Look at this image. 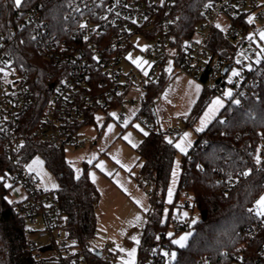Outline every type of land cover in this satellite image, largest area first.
Segmentation results:
<instances>
[{"label":"built area","instance_id":"built-area-1","mask_svg":"<svg viewBox=\"0 0 264 264\" xmlns=\"http://www.w3.org/2000/svg\"><path fill=\"white\" fill-rule=\"evenodd\" d=\"M65 24L47 18L42 1L27 3L23 0L17 7L12 20L5 22L0 14V140L13 164L11 180L27 194L24 201L15 206V212L27 219L35 229L38 218H43L44 229L37 230L47 242L40 243L33 235L28 240V248L37 264H113V247L107 243L106 251H101L104 260L91 258L81 252L65 230L56 215L58 203L51 193L39 185L38 178L29 166L21 165V155L25 144L24 123L26 118L37 121L34 136L56 148H85L88 141L81 128L90 122L98 109L123 107L127 93L133 86L141 85L144 90L166 71L171 77L184 73L190 77L206 78L213 89L216 80L222 77L216 95L225 94L226 81L222 72L223 57L207 48L206 43L217 21L224 16L229 22L225 34L236 39L244 32L241 20H247V9L256 12V18L264 22V1L260 0H212L203 9L202 20L194 39L184 41L179 47L171 29L175 23V0H67ZM249 24V23H248ZM83 26V27H82ZM143 38L151 42L142 52L151 68L138 73L126 68L132 42ZM28 43L54 66L48 94L37 96L33 88V75L24 67L16 54L18 45ZM239 61V62H238ZM259 50L248 43L238 53L237 62L241 68L231 85L235 89L243 86L248 70L258 68ZM231 65V64H227ZM244 96L246 92L243 93ZM134 104L135 99L130 98ZM119 121L125 120L121 112ZM141 120L148 128L157 126L154 105L151 111L143 113ZM181 128L167 131L172 136L182 133ZM255 161L264 158V137L252 149ZM32 163V162H31ZM232 183L235 181H231ZM150 190V185L146 186ZM258 200V199H257ZM255 200L251 209L256 213ZM176 231H190L193 225L188 221L175 220ZM264 226V216L252 225L237 231V235L253 240ZM166 232L158 235L143 264H174L178 256ZM261 255L253 264H264V244ZM173 253L175 254L173 257ZM231 264H251L245 262L243 253L234 256ZM222 257L216 261L207 256L196 264H222Z\"/></svg>","mask_w":264,"mask_h":264},{"label":"trees","instance_id":"trees-1","mask_svg":"<svg viewBox=\"0 0 264 264\" xmlns=\"http://www.w3.org/2000/svg\"><path fill=\"white\" fill-rule=\"evenodd\" d=\"M25 1H42L49 20L62 24L67 22L69 1ZM210 1L175 0L176 20L171 29L176 41L174 44L180 47L184 41L196 37L203 9ZM16 9L14 0H0L3 21L12 20ZM239 24L245 30L238 38H227L225 31L215 26L206 43L207 48L223 57L222 65L231 64L230 69L240 50L253 42L249 31L254 27L244 19ZM15 50L19 62L29 68L33 75L35 94H48L54 80L50 76L54 71L53 64L42 57L31 43L18 45ZM171 79L163 71L159 79L148 85L145 101L135 119L151 111V106L155 105ZM201 81L207 85L206 78ZM219 86L207 88L203 92L195 111H202ZM225 99L219 115L206 129L198 132V138L189 153L182 155V172L175 203L182 195L191 196L193 207L198 209L201 218L193 224L194 233L188 245L178 249L174 264H196L207 256L216 261L222 257V264H231L234 256L240 252L245 262L253 264L254 259L261 255L264 226L251 241L237 235V231L259 220V216L249 210L264 191V158L256 162L252 152L264 137V61L260 62L257 69L248 70L243 86L239 89L233 87V93ZM117 105L115 103L113 106ZM92 121L94 117L90 119ZM187 122L190 124L189 119ZM36 125L37 121L26 118L21 165H30L37 156L42 158L46 169L57 180L53 198L59 206L56 215L60 226L67 237L81 248V252L89 256L88 244L96 230L95 209L99 192L87 172L80 176L75 174L65 158L64 148L53 147L34 136ZM137 150L142 161L141 177L153 185L150 192L153 197L152 208L148 212L149 220L138 251L137 264H143L157 236L164 235L168 228L169 218L163 220L165 194L178 149L174 141L167 139L157 122L155 128H149ZM12 171L13 164L0 140V264H37L28 248V240L36 229L28 224L25 217L15 212L18 203L10 202L7 197L5 180L11 178ZM164 239L168 245L172 244L170 238ZM93 255L98 257L95 252Z\"/></svg>","mask_w":264,"mask_h":264},{"label":"rangeland","instance_id":"rangeland-1","mask_svg":"<svg viewBox=\"0 0 264 264\" xmlns=\"http://www.w3.org/2000/svg\"><path fill=\"white\" fill-rule=\"evenodd\" d=\"M264 0H260L262 2ZM251 19V22L249 20ZM247 20L251 28L249 35L253 37V45L259 50L260 58L263 57L264 39H261L260 34L264 33V22L256 18V12L247 9ZM229 22L224 16H221L217 21V26L222 30H227ZM130 48V63L125 65L126 68H133L135 72L145 73L151 68L150 62L142 52L148 49L151 42L143 38H136L132 42ZM238 55L233 60V66L228 75L225 76V81L228 83L226 92L233 93L231 85L234 77L233 72L240 74L241 68L237 62ZM139 65V66H137ZM159 79V76L155 80ZM210 81L207 86H210ZM216 94H212L211 100ZM223 100L229 97L222 96ZM130 98L136 101L133 104ZM145 101V90L141 85L133 86L123 102V107H111L108 109H98L94 113V121L84 124L81 128L83 137L88 141L85 148H65V158L74 170L77 176L87 172L95 188L99 192V201L95 209L96 230L94 236L88 244L89 257L96 258L93 253L95 250L102 252L106 251L107 243L111 242L113 247L110 249L114 256L109 260L113 264H127L129 260L134 264L138 263V251L142 241L145 227L148 223V212L152 208L153 185L145 178L141 177L142 161L138 154V147L141 144L144 136L148 133V126L141 120L135 119L136 114L140 111ZM205 105V107L210 103ZM164 100L162 96L156 101L155 107L159 114V120L162 123V131L166 134L168 140L175 142V145L182 143L185 151L181 152L178 149V155L175 159L169 184L165 194V208L163 212V220L169 218L166 234L170 237L172 244L176 250L186 247L189 243L194 230L176 231L174 221L186 220L190 224H195L200 220L201 216L196 207H193L191 196L182 195L175 203V196L179 186L180 175L182 172V155L188 154L195 141L198 138L199 118L204 111H195L183 116H172L163 109ZM121 112L125 116L123 122L119 121ZM115 115H112V114ZM189 119L190 124L187 120ZM111 126V127H110ZM172 128H181L183 131L177 136H172L167 133ZM146 133V134H145ZM188 133L185 139L184 134ZM39 185L50 191L57 188V180L45 167L40 156L34 158L29 166ZM175 173V175H174ZM150 185V190L146 186ZM5 186L8 189V199L12 203L24 201L27 197L26 192L14 185L11 178L5 180ZM171 190V196L169 191ZM264 196V191L259 198ZM258 198V199H259ZM189 206H186V204ZM139 217V219H137ZM35 229L43 230V218L40 216L35 225ZM171 234V235H169ZM40 243L47 242V238H41L38 233L32 234ZM136 237L139 244L132 238ZM183 239V246L173 243L175 240ZM135 248L134 257H130L128 252ZM124 249L125 251H121ZM99 260H104V257H98Z\"/></svg>","mask_w":264,"mask_h":264},{"label":"crops","instance_id":"crops-1","mask_svg":"<svg viewBox=\"0 0 264 264\" xmlns=\"http://www.w3.org/2000/svg\"><path fill=\"white\" fill-rule=\"evenodd\" d=\"M198 86V89H197ZM209 88L203 81L198 78L190 77L184 73H176L172 76L170 83L166 86L162 93L164 100L163 109H166L172 116L180 117L193 111L198 104L203 92ZM160 96V97H161ZM222 96L215 95L210 103L202 112L199 122V128L206 129V127L214 120L225 105V100ZM219 99L220 106H216L214 111H209L213 107V101ZM156 120L162 129V123L159 120V114L154 106ZM203 122V123H202ZM202 130V131H203ZM201 132V131H198Z\"/></svg>","mask_w":264,"mask_h":264},{"label":"snow or ice","instance_id":"snow-or-ice-1","mask_svg":"<svg viewBox=\"0 0 264 264\" xmlns=\"http://www.w3.org/2000/svg\"><path fill=\"white\" fill-rule=\"evenodd\" d=\"M14 3H15V6L16 7H20L21 5H22V3H23V0H14ZM249 22H251V19L249 20ZM83 27V26H82ZM219 27V26H218ZM260 36H261V39H264V33H261L260 34ZM239 62V61H238ZM137 66H139V65H137ZM145 75H147V73H145ZM233 75L234 76H236V75H239V73L238 72H233ZM197 89H198V86H197ZM225 95H227V96H231V92L229 91V92H226L225 93ZM237 103H239V101H236ZM221 105V101L219 100V99H216L215 101H213V107L212 108H210L209 109V111L211 112V111H214L215 110V107L216 106H220ZM112 115H115L114 113L112 114ZM203 123V122H202ZM111 127V126H110ZM203 130V128L201 127V128H198L197 129V131H202ZM146 134V133H145ZM188 133H185L184 134V138L186 139L187 137H188ZM169 143H171V141H169ZM176 147L178 148V149H180V151L181 152H183V151H185V149H184V146H183V144L182 143H178V144H176ZM257 161L259 162V158H257ZM174 175H175V173H174ZM169 195L171 196V190L169 191ZM249 211H253V209H250ZM255 211H256V215H258V216H264V196H261L257 201H256V209H255ZM137 219H139V217H137ZM169 235H171V234H169ZM133 240H135V242L137 243V244H139V240L136 238V237H133L132 238ZM183 239L184 238H181V240H175V241H173V243H177V244H180V246L182 247L183 246ZM121 251H125L124 249H121ZM135 248H133L131 251H129L128 252V255L130 256V257H134V255H135ZM174 253H173V257H174ZM127 264H134V262L133 261H131V260H129L128 262H127Z\"/></svg>","mask_w":264,"mask_h":264},{"label":"water","instance_id":"water-1","mask_svg":"<svg viewBox=\"0 0 264 264\" xmlns=\"http://www.w3.org/2000/svg\"><path fill=\"white\" fill-rule=\"evenodd\" d=\"M230 70V65H226L223 69V76H226L228 74ZM222 81V77H219L217 80H216V84L219 85ZM95 253L98 254V256H101V252H99V250H95Z\"/></svg>","mask_w":264,"mask_h":264}]
</instances>
